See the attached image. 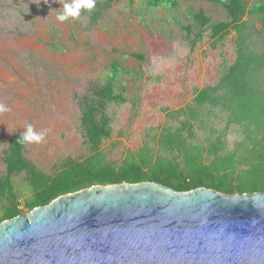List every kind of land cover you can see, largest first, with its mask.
<instances>
[{
    "label": "rangeland",
    "instance_id": "rangeland-1",
    "mask_svg": "<svg viewBox=\"0 0 264 264\" xmlns=\"http://www.w3.org/2000/svg\"><path fill=\"white\" fill-rule=\"evenodd\" d=\"M133 1L94 0L91 9L60 21L63 3L71 0H0V103L10 109L0 113V177L8 141L22 137L28 124L38 133L48 130L42 142L24 147V158L39 172L52 175L63 161L89 156L80 125L82 100L93 102L90 90L104 85L113 61L128 72L119 77L117 91L126 103L107 104L105 111L112 132L101 151L113 165L143 144L163 154L155 143L159 129L177 127L181 120L166 119L163 110L190 105L194 89L215 86L234 62L233 33L215 49L205 33L190 51L180 30L192 25L189 14L198 11L212 24L224 21L221 6L174 0V9L150 10L146 0ZM243 1L248 8L264 5V0ZM97 8L100 17L95 20ZM262 24L254 22L261 31L260 39H254L258 47H264V20ZM225 118L218 110L201 117L204 124L194 125L191 143L204 145L209 127L222 130ZM225 134V147L231 149L239 130L231 127ZM12 184L20 201L30 199L24 175L13 178Z\"/></svg>",
    "mask_w": 264,
    "mask_h": 264
},
{
    "label": "trees",
    "instance_id": "trees-1",
    "mask_svg": "<svg viewBox=\"0 0 264 264\" xmlns=\"http://www.w3.org/2000/svg\"><path fill=\"white\" fill-rule=\"evenodd\" d=\"M128 1L130 5L134 2ZM186 1L219 5L225 13V20L216 24L202 11L189 14L192 25L180 28L188 39L189 50L201 43L205 33L212 49L221 47L233 33L235 60L224 68L215 86L194 89L190 105L177 111L163 110L166 119H181L177 127L159 129L155 143L163 154L143 144L137 152L127 153L119 165L105 161L101 145L112 132L106 105L126 103L122 92L117 91L119 77L128 72L113 61L104 85L90 90L93 102L82 100L80 125L89 147L88 157L67 159L54 169V174L46 175L24 158L21 136L8 141L1 158L4 174L0 177V224L23 215V210L31 212L61 196L94 186L154 183L175 193L201 188L226 196L264 193V47L254 42L261 37L254 22L263 26L264 5L248 8L243 0ZM145 5L156 10L174 9L177 4L174 0H146ZM93 17L99 19V9ZM215 110L226 115L223 129L210 126L205 144H192L194 125L202 127L201 117ZM231 127L239 130V140L226 149L225 133ZM20 175H24L30 190V199L23 202L12 184V179Z\"/></svg>",
    "mask_w": 264,
    "mask_h": 264
},
{
    "label": "water",
    "instance_id": "water-1",
    "mask_svg": "<svg viewBox=\"0 0 264 264\" xmlns=\"http://www.w3.org/2000/svg\"><path fill=\"white\" fill-rule=\"evenodd\" d=\"M0 264H264V193L94 186L1 223Z\"/></svg>",
    "mask_w": 264,
    "mask_h": 264
},
{
    "label": "clouds",
    "instance_id": "clouds-1",
    "mask_svg": "<svg viewBox=\"0 0 264 264\" xmlns=\"http://www.w3.org/2000/svg\"><path fill=\"white\" fill-rule=\"evenodd\" d=\"M94 7V0H71V2L63 3V10L58 13L57 19L60 21H67L69 18H76L80 14L82 8L91 9ZM10 109L0 103V113L9 111ZM48 130L36 132L31 124L26 125V130L20 138L22 143H40L45 139Z\"/></svg>",
    "mask_w": 264,
    "mask_h": 264
}]
</instances>
